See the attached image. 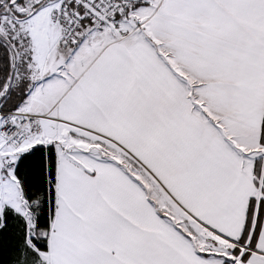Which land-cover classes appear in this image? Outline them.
Masks as SVG:
<instances>
[{"label": "snow or ice", "instance_id": "snow-or-ice-1", "mask_svg": "<svg viewBox=\"0 0 264 264\" xmlns=\"http://www.w3.org/2000/svg\"><path fill=\"white\" fill-rule=\"evenodd\" d=\"M0 264H264V0H0Z\"/></svg>", "mask_w": 264, "mask_h": 264}]
</instances>
